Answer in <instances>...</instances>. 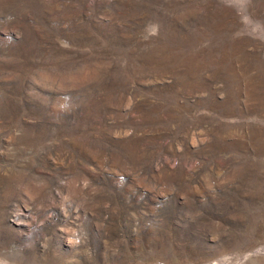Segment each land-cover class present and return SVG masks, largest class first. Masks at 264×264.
Here are the masks:
<instances>
[{"label": "rangeland", "instance_id": "rangeland-1", "mask_svg": "<svg viewBox=\"0 0 264 264\" xmlns=\"http://www.w3.org/2000/svg\"><path fill=\"white\" fill-rule=\"evenodd\" d=\"M0 264H264V0H0Z\"/></svg>", "mask_w": 264, "mask_h": 264}]
</instances>
